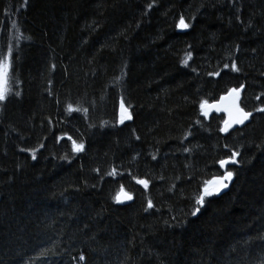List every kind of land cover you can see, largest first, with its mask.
I'll list each match as a JSON object with an SVG mask.
<instances>
[{"label": "trees", "instance_id": "obj_1", "mask_svg": "<svg viewBox=\"0 0 264 264\" xmlns=\"http://www.w3.org/2000/svg\"><path fill=\"white\" fill-rule=\"evenodd\" d=\"M3 64L0 264H264V0H0Z\"/></svg>", "mask_w": 264, "mask_h": 264}, {"label": "snow or ice", "instance_id": "obj_2", "mask_svg": "<svg viewBox=\"0 0 264 264\" xmlns=\"http://www.w3.org/2000/svg\"><path fill=\"white\" fill-rule=\"evenodd\" d=\"M180 26L183 28H187L188 25L184 23L183 18L180 20ZM227 67V65H225ZM232 71H238L237 65L235 63H232L231 65ZM7 71H8V65L3 64L0 65V102H3L7 99V91H6V85H7ZM215 75H219V73H216ZM244 86L241 85L240 88H232L229 89L227 95H222L220 97V101L218 104L214 105L216 107L217 111H225L228 113L229 119L226 120L225 126L220 129L221 132H228L229 128L233 124H238V125H243L245 121L249 120V118L252 116V112L250 111H245L238 103L237 101L240 100V91ZM16 95H19V93H16ZM256 99H260L259 96L256 97ZM204 103H201V108L204 107ZM69 112L75 111V109H72L69 107L68 109ZM257 112L264 113V107H258L256 108ZM125 112L126 109L124 108L123 102L121 103V120L120 122L123 123L125 119ZM204 115H207V113H203ZM127 119L131 120L132 116L129 114L126 117ZM73 150L75 152H81L84 150V145L83 144H75L73 142ZM21 151H24V149H21ZM238 156V153L233 151L231 154V157L227 159H222L218 161L219 166L221 169H226V166L229 164H236L237 160L236 157ZM155 159V157H153ZM33 159H35V156H33ZM234 176L233 171L231 170H225L223 173V176L219 178L218 181H214L213 183L217 184V187L215 188H209L207 186L204 187L203 189V194L200 195L197 200L196 204L203 206L206 202V198H211L214 195H219L221 191L229 186V183L232 181ZM138 184H141L145 189L148 187V182L146 180H137L136 181ZM121 192H123V188H121ZM117 203H121L120 199V194H117L116 197H114ZM126 199L131 200L132 196L131 195H126ZM153 204L151 201H148L147 203V208H152ZM200 211V208H196L193 212L192 215L196 216ZM84 256H80V260H84Z\"/></svg>", "mask_w": 264, "mask_h": 264}, {"label": "water", "instance_id": "obj_3", "mask_svg": "<svg viewBox=\"0 0 264 264\" xmlns=\"http://www.w3.org/2000/svg\"><path fill=\"white\" fill-rule=\"evenodd\" d=\"M240 93H241V91H240ZM219 101H220V99H219ZM218 102H215V103L209 105L208 107H206V109L208 110V112L209 113H217V114L223 113V114H225V115L228 116V113L227 112H225V111H217L216 110V107H214V105L218 104ZM237 103H238V101H237ZM228 119H229V117H228ZM235 125H238V124H233L232 126H235ZM218 180H219V178H215L212 181H210L209 188H215V187H217V184L216 183H213V182L214 181H218ZM120 199H121L122 202L119 203V204H129L130 203V200L126 199V195H120Z\"/></svg>", "mask_w": 264, "mask_h": 264}, {"label": "bare ground", "instance_id": "obj_4", "mask_svg": "<svg viewBox=\"0 0 264 264\" xmlns=\"http://www.w3.org/2000/svg\"><path fill=\"white\" fill-rule=\"evenodd\" d=\"M202 110H203V111H202L203 113H205V112H206L207 114L209 113L205 106L202 108ZM81 132H82V131H81Z\"/></svg>", "mask_w": 264, "mask_h": 264}]
</instances>
